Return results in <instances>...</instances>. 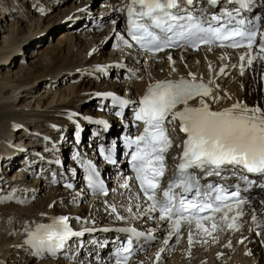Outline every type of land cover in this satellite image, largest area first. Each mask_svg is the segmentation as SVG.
<instances>
[{"label": "bare ground", "instance_id": "6f19581e", "mask_svg": "<svg viewBox=\"0 0 264 264\" xmlns=\"http://www.w3.org/2000/svg\"><path fill=\"white\" fill-rule=\"evenodd\" d=\"M7 1H9V4H6L5 1L1 4V9H4V12L2 11L1 15L3 16H0V22L1 25L8 23V20L11 22L10 19L13 17L11 25H14L17 31L19 25L23 24L27 18L22 15L20 16L19 11L14 15L13 10L16 9L15 6L17 9L24 7L31 10L30 12L37 11L38 22L40 23L44 15L55 8L57 0H44L50 1L47 8L44 7L46 2L43 1V3L41 0ZM130 2L131 0H118V10L111 16V22L113 23L110 28L104 31H101L97 27L99 23L103 24L101 16H92L91 18L84 15L81 17V20L76 19L69 22L72 25V30H77L83 26L89 28L88 31H85V36L83 37H86L85 39H92V45L90 44L89 48H87V42H84V40L81 43L80 40L76 44L70 41L65 44L64 50H58L57 53L53 54L54 56L49 57L45 61V64L31 69L27 75L19 78L0 77V147L3 146V149H9L12 152L19 151L20 159L23 162H26L24 159L29 158L31 163L37 162V164L33 165L34 168L38 169L41 166L44 170L47 169V171L48 169L49 171L56 170L55 160L58 157L65 158L66 162H64L63 167L75 170V182L78 184L77 191L73 193H69L66 190H58L57 192L52 190L49 197H46L41 202L40 208L37 210L27 209L28 211H24L23 213L11 210L10 206L6 205L8 201H4V197H0V238L3 239L0 242V264H5L6 257L4 258V254L12 251H4L2 254V247L4 245H10L14 240L16 241L14 245H25L24 247H27V230L41 223H51L54 218L66 217L68 221H71L78 228L102 223L106 225H131L130 229L148 234L153 233L155 228L160 226L159 223L149 222L147 217L143 219L142 213L137 214L134 210V213L128 211L129 208L135 209V205L130 200L126 202L124 197H118L117 199V201H122L121 205L118 204L119 202L116 204V200H112L111 197L102 201L97 200L95 203L91 202L93 203L92 208L85 206V204L83 205L84 199L88 196L84 190L85 183H83L82 178L79 179L82 171H76L69 159V154L78 149V146L74 142L72 131L79 124L85 125L87 120L82 119V116L90 111L93 112V107L97 102V107H103V103H106L104 110L110 112L111 109L107 105V99L111 94H127L128 100L134 103L142 98L150 84L163 80L192 79V76H195V81L210 84L213 87V95L220 98L217 102H213L211 97L206 99L211 107L216 110L230 107L237 102L250 107L259 105L264 109V73L259 71L261 67H264V61H254L253 65L249 67L246 60L243 62L240 60V56L245 50L230 52L228 50H215L211 48V51H209V47H205L200 53L181 50L171 53L172 59L175 62L174 64L168 60L169 53L152 57L128 50H119L117 52L112 50L111 47L109 51H104L109 41L108 38L110 37L109 44H111L117 34L122 32L118 19L124 17V13L128 9ZM256 2L254 12L262 14L264 11V0H256ZM10 3L13 5L12 7H10ZM119 8H121V13L119 12ZM8 9H12L11 12ZM45 9L46 12L42 13ZM46 18L49 21L51 20L49 19L50 15H47ZM0 29H3V27ZM16 31L12 32L9 37H6V44L0 43V68L5 67V65L9 67L13 65L17 59V46L28 48L30 44L33 45L31 37L28 39L22 38ZM73 32L71 31V34L68 33V35H73ZM90 32L93 34H90ZM48 39L46 37L47 41H49ZM255 54L256 52L253 51V55ZM126 56L127 60H125V64L123 61ZM132 57L137 58L133 59ZM130 62L134 64L135 71L130 68ZM242 63L245 66L243 75H241L240 67ZM113 68L114 70H111ZM128 68L136 74L130 81L123 79L125 73H129L130 76L133 75V73L129 72ZM173 68H175V71H173ZM222 68L223 72H221ZM114 73L116 76L111 78ZM190 73L192 75H189ZM72 74H76L74 76L78 78L79 82L78 90L73 92V94L65 92L56 100L58 94L56 92L52 102L45 105L49 106L45 110L40 108V103H37L38 107L30 110H24L22 106H18L19 96L25 97L26 94L29 96L33 93V89L41 86L40 83L43 84L42 86L47 83L52 85L59 77H70ZM210 81L211 83H209ZM70 89L68 88V90ZM86 93L90 96H85ZM98 93L101 95L100 99L97 102H93L92 98ZM193 105L197 106L198 101L193 103ZM103 118H105L103 121L113 131H118L120 123L106 120L108 119L106 117ZM171 127L172 129L175 128V131L172 132L174 137L177 138L179 136L177 132L179 125L172 124ZM16 129H20V137L26 136L20 140L22 143H27L25 146H29L25 150L20 145L15 144L14 146L12 144ZM70 135L72 140L68 142ZM54 136L58 139H54ZM47 154L48 156H46ZM49 155H52L53 158ZM1 157L0 155V159ZM4 158L3 164L8 165L12 163L11 159ZM48 160H51V162ZM23 164L19 166L23 167ZM25 170L26 168H23L22 171L17 173L19 177L16 176V179H19L16 183H12L13 180L9 181L10 190H7L9 199L17 201L18 193L20 194L22 190L20 186L27 193L36 187L33 184L32 186H27L28 180L34 177V175H28L29 171L25 173ZM49 171L42 177L35 175L37 179L34 182L38 180L43 182L49 181ZM3 174H6V172L3 171ZM0 176L1 187V184H4V180H2V175ZM6 179L8 180V177ZM31 181L33 182L32 179ZM260 185L257 184V186L252 188L250 192L251 202L249 205L245 204L243 206V220L242 222L237 220L239 230H231L223 226L222 231L214 233L217 239L213 240L208 236L197 235L194 237V240L195 242L200 240L201 244L194 242L191 246L187 242V237L181 234L178 240L174 238L169 245H165L163 241L168 239V237L165 236L164 231H160L153 234L154 246L149 248L146 254L138 258L137 262L135 261L133 264H252V262L253 264H264V243H261L264 236L256 234L257 232L264 233V188H261ZM37 190L39 191L41 188H37ZM16 191H18L17 197H12ZM35 195L39 197L40 193L31 191L30 197L33 198ZM81 196L83 197L80 198ZM125 197L128 198L127 193ZM132 205H134V208ZM113 208H115V211H113ZM254 210L257 216L256 222L252 221ZM118 214L123 219L118 218ZM162 227L166 229V226L162 225ZM11 237H13L12 240L10 239ZM100 237H103V235H100ZM241 240H243V243L240 245ZM161 248H164L165 251L160 259L157 260L156 253ZM29 252L31 253L29 264H35V262H39L40 264H56L41 255H34L35 251L31 248ZM249 252L251 254H248ZM95 254L96 250L91 251V257L88 259L85 258L88 255L86 253L85 255L83 254L77 264H98L94 261ZM228 254L231 256L226 257ZM60 258L64 263L66 262L63 257Z\"/></svg>", "mask_w": 264, "mask_h": 264}, {"label": "snow or ice", "instance_id": "6c2138e0", "mask_svg": "<svg viewBox=\"0 0 264 264\" xmlns=\"http://www.w3.org/2000/svg\"><path fill=\"white\" fill-rule=\"evenodd\" d=\"M195 3L196 0H131L127 34L140 49L153 56L167 49L199 50L201 45H219L244 48L240 60H246L249 67L254 61H264V32L259 33V51L253 55L259 32L257 25L245 27L244 19L233 23L235 18L231 12L207 16L196 10ZM210 3L216 4L217 0H210ZM240 3L242 7H248V0H240ZM124 43L130 48L133 46L127 40ZM208 50L211 51V47ZM168 60L175 63L171 53ZM240 67L243 75L245 66L242 63ZM259 71L264 73V67ZM197 97L198 105H191L189 102ZM205 97H211L213 102L220 99L213 95L207 84L195 82V76H192L191 80L180 78L150 84L137 102L135 120L142 122L144 127L140 135L128 140L130 148L135 145L131 166L135 172L133 179L138 182L137 192L134 195L130 192L129 198L141 201L135 205L140 213L149 218H153L150 214L158 213L155 218L167 223L169 230L168 239L163 241L165 245L172 237L178 240L182 228L187 230L190 246L197 235L217 239L214 233L222 231L223 226L239 230L237 219L244 215L243 206L248 202L239 187L229 191L227 187L213 184L202 186L201 178L216 176L224 179L223 173L231 172L248 182V176L242 174L245 171L264 178V109L259 105L250 107L237 102L222 110H213ZM119 103L127 105L130 101L120 100ZM179 105L183 107L177 110ZM176 121H179V131L185 135L182 143L176 145L181 151L172 157L177 161L173 176L166 186H162L168 171L167 153L174 144L168 125ZM106 158L111 160L110 155ZM95 175L98 174L93 172L88 178L91 186L107 194L103 184L94 179ZM122 187L129 189L130 185L126 181ZM260 187L264 188V184ZM230 213L234 215L230 216ZM217 214H221L219 219ZM252 221H257L255 210ZM120 231L144 236L135 229ZM256 234L264 236L261 232ZM76 235L82 233L72 232L67 218L59 217L51 223L36 225L34 231L28 232L26 243L35 249L34 255L45 252L55 255L65 247L69 237ZM147 239L154 237L150 235ZM164 251L161 248L156 253L157 260ZM131 253L132 241L129 240L122 248L117 264H129Z\"/></svg>", "mask_w": 264, "mask_h": 264}, {"label": "rangeland", "instance_id": "374dc122", "mask_svg": "<svg viewBox=\"0 0 264 264\" xmlns=\"http://www.w3.org/2000/svg\"><path fill=\"white\" fill-rule=\"evenodd\" d=\"M4 1L6 2V4L7 3L9 4V1H7V0H3V1L0 0V16L1 17L3 16V15H1L2 11L4 12V9L3 10L1 9L2 8L1 4H2V2L4 3ZM41 1L43 2L44 0H41ZM44 2H46L44 7L47 8L50 1H44ZM22 3H23V1H22ZM117 4H118V0H57L55 8L50 10L46 15H44V17L42 18L40 23L38 22L39 18H38L37 11L30 12L31 10H29V9H26L24 7H19L17 9V7L15 6L16 9L13 10L14 15L17 14V11H19V15L25 16L27 19L25 20V22L23 24L19 25V28L17 31L14 28V25H11L12 21H13V17H12V19H10L11 22L8 20V23L2 24L3 26L1 25V22H0V28L3 27V29H0V43L6 44V41H5L7 39L6 37H9V35H11L12 32L16 31V33L18 32L22 38L28 39L29 37H31V39L33 40V45L30 44V46H28V48H25L23 46H19V47L17 46L16 47V53H18V54H16L17 59L15 60V62L13 63L12 66L9 67V66L5 65V67L0 68V75H1L0 77H2V78H4V77L5 78L6 77L19 78V77H22L24 75H27L31 69L36 68L38 66L40 67L43 64H45V61L49 57L54 56L53 54L57 53L58 50L59 51H60V49L64 50L65 44L70 42V41H72L73 43L76 44V42L78 43L81 40L80 41V43H81L84 40V42H87L86 43L87 48H89L90 44L92 45V43H91L92 39H85L86 37L83 38L85 36V31H88L89 28L87 26H83L82 28H79L77 30H72L73 29L71 27L72 25H70L69 22L74 21L76 19L81 20V17H83L84 15L89 16L91 18H92V16H95V17L101 16L103 24L99 23V25H97V27H99L101 31H104L107 28H110L112 23H113V22H111V18H112L111 16H112V14H115L117 12V10H118ZM57 5H59V6H57ZM12 6L13 5L10 3V7H12ZM11 10L8 9V11H10V12H11ZM43 12H46V9L43 10L42 13ZM47 15H50V18H49V19H51L50 21L46 18ZM120 18L118 19V24L119 25L121 24V26H122L123 21H122V18L121 19ZM66 24H68V25L66 26ZM39 26H40V28H39ZM55 27H56V29H55ZM71 31H74L73 35L69 36L68 33L71 34L70 33ZM91 32H90V34H93ZM46 37L49 38L48 39L49 41L46 40ZM40 39H44V40H40ZM108 40L110 41V37L108 38ZM42 41H43V43H41ZM109 41L106 44L104 51H109V49L111 47V44H109ZM61 42H63V43H61ZM37 54H39V55H37ZM125 60H127V56L124 58L123 63L125 62ZM117 62H119V61H117ZM125 64H126V62H125ZM130 64H131L130 68L134 69V71H135L134 64L131 62H130ZM111 70H114V68ZM76 74H72V75H70V77L69 76H66V77L61 76V77H59V79H57L58 81L56 80V82L53 83L52 85L50 83H47L46 85L42 86L43 84L40 83L41 86H39L38 88L36 87V89H33L32 90L33 93H31L29 96H27L28 94H26L25 97L24 96L22 97V95L19 96V100L17 102L18 106H22V108L24 110H30V109H35L36 107H38L37 103H40L41 104L40 108H43V110H45L47 107H49V106H45V105L52 102L53 96L55 95L56 92H58V94L56 96V100H57L60 97V95H62L65 92L68 94H73V92H76L78 90V86H79L78 78L76 76H74ZM115 76L116 75L114 73L111 76V78H114ZM43 87H45V88H43ZM68 88H71V89L68 90ZM121 95L126 96L127 94L123 93ZM85 96H90V95L88 93H86ZM100 96L101 95L99 93L95 94L94 97L92 98V101L97 102L100 99ZM20 97H22V98H20ZM96 104H98V102ZM96 104L93 107L94 109H95ZM53 105H55V104H53ZM90 109H92V108L90 107ZM94 109H93V112H94ZM93 112L90 111L89 113H86L85 115L82 116L83 117L82 119L88 120L89 116H91V115L94 116V114H92ZM31 129H32V127H31ZM19 132H20V129L15 130V132H14L15 136H13L14 140H12V144H14V146H15V144L20 145L21 147H23V150H25L29 146H25L27 143H25V142L22 143L20 140H21V138L26 137V136L20 137ZM68 138H69L68 142H71V140H72L71 135ZM54 139L57 140L58 138L54 136ZM46 156H48V154ZM49 156L52 157V155H49ZM15 176L16 175L14 173V174H11L10 176H7V177L8 178L9 177L15 178ZM80 178L81 177H79V179ZM36 179L37 178L34 175V179H32L33 182L30 179V180H28V184H27V180H26V184H27V186L28 185L32 186V184L36 185V187H34L35 189L33 188V190H31V191L39 192L40 193L39 197H36V195H35V197L32 200L33 202L29 198H26V197L24 198L23 201H19L17 203H12L9 201L11 206L10 205H7V206L8 207L10 206L11 210L13 209V211L15 210V212L19 211V212L23 213L24 211H28L27 209L37 210L38 208L41 207V202H43V200L46 197H49V195L51 194V190L47 189L46 182L41 183L42 181H40V180H38L37 182H34ZM38 182L41 183L42 185L38 184ZM37 188H41V190L38 191ZM31 191L29 194H31ZM13 194H15V195H13L12 197H17L16 193H13ZM18 195H20V194L18 193ZM0 197H2V195ZM3 197H4L3 199L5 200V198H7V195L5 194ZM82 197L83 196H81L80 198H82ZM75 199H76V197H75ZM87 199L88 198L84 199L83 205L85 204V206H87V207L90 206V208H92L93 203H91V201L87 200ZM99 225H101V224H99ZM101 226H106V224L104 223ZM10 239L12 240L13 237H11ZM2 241H3V239L0 238V242H2ZM12 243L10 245L7 244V245H4L2 247L3 248L2 254L4 253V251L12 250L10 253L4 254V258L6 257L5 258V264H29L31 261L29 259V256L31 255V253L29 252L30 248L24 247L25 245H23V246L14 245V244H16V241H14V240L12 241ZM240 245H241V243H240ZM228 256L230 257L231 255L228 254L226 257H228ZM85 258L88 259L87 256H85ZM52 261L55 262L56 264H70L68 262L64 263L63 260L59 259V258L54 259ZM226 262H227V260H226ZM35 264H40V263L35 262ZM252 264H253V262H252Z\"/></svg>", "mask_w": 264, "mask_h": 264}]
</instances>
